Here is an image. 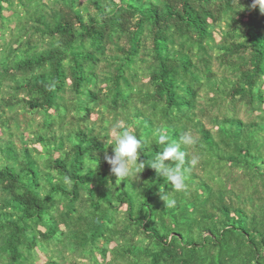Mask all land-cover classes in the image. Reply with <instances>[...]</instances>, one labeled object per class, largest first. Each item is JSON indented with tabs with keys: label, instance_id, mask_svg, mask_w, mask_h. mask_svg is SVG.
Segmentation results:
<instances>
[{
	"label": "trees",
	"instance_id": "obj_1",
	"mask_svg": "<svg viewBox=\"0 0 264 264\" xmlns=\"http://www.w3.org/2000/svg\"><path fill=\"white\" fill-rule=\"evenodd\" d=\"M251 4L0 0V264H264ZM116 124L146 165L118 183L104 158ZM162 127L195 137L184 191L148 163Z\"/></svg>",
	"mask_w": 264,
	"mask_h": 264
},
{
	"label": "clouds",
	"instance_id": "obj_2",
	"mask_svg": "<svg viewBox=\"0 0 264 264\" xmlns=\"http://www.w3.org/2000/svg\"><path fill=\"white\" fill-rule=\"evenodd\" d=\"M257 7L264 14V0H252L250 8L254 10ZM107 138V143L113 146V151L111 155L106 153L104 158L111 166V173L118 178L117 183L141 173L140 169L146 166L144 162H140L142 140L133 131L121 128L119 124L109 130ZM194 142L195 137L190 131L182 132L178 140H171L163 127L156 137V143L161 146V151L148 163L176 192L184 191L186 188L185 150ZM163 199L168 203V198L164 194Z\"/></svg>",
	"mask_w": 264,
	"mask_h": 264
},
{
	"label": "rangeland",
	"instance_id": "obj_3",
	"mask_svg": "<svg viewBox=\"0 0 264 264\" xmlns=\"http://www.w3.org/2000/svg\"><path fill=\"white\" fill-rule=\"evenodd\" d=\"M216 39L219 40V38L216 36ZM96 117L94 116L93 119H95Z\"/></svg>",
	"mask_w": 264,
	"mask_h": 264
}]
</instances>
